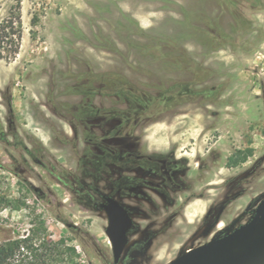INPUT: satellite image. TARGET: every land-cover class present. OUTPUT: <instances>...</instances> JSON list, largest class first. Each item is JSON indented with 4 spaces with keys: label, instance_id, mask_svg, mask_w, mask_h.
<instances>
[{
    "label": "rangeland",
    "instance_id": "1",
    "mask_svg": "<svg viewBox=\"0 0 264 264\" xmlns=\"http://www.w3.org/2000/svg\"><path fill=\"white\" fill-rule=\"evenodd\" d=\"M2 22L0 239L42 219L76 264H115L95 188L134 220L118 264H168L254 215L264 0H0ZM130 151L178 161V185Z\"/></svg>",
    "mask_w": 264,
    "mask_h": 264
},
{
    "label": "water",
    "instance_id": "2",
    "mask_svg": "<svg viewBox=\"0 0 264 264\" xmlns=\"http://www.w3.org/2000/svg\"><path fill=\"white\" fill-rule=\"evenodd\" d=\"M103 197L105 202L101 203L99 208L103 209L108 217L106 233L112 244L114 263L117 264L128 245V231L133 225V220L129 211L116 198L106 194H103ZM263 209L264 199L259 203L255 216L248 223L242 224L223 237L187 250L168 264H192L200 254H209L212 250L228 243L234 244L235 240L246 237L250 232L259 228L263 218ZM213 264H264V235L259 242H253L246 249L240 250L232 260Z\"/></svg>",
    "mask_w": 264,
    "mask_h": 264
},
{
    "label": "trees",
    "instance_id": "3",
    "mask_svg": "<svg viewBox=\"0 0 264 264\" xmlns=\"http://www.w3.org/2000/svg\"><path fill=\"white\" fill-rule=\"evenodd\" d=\"M7 27L4 22L0 23V59ZM32 225L27 234L14 232L0 239V264H76L75 247L69 246L63 238L52 239L44 220L37 219ZM3 229L11 230L0 226V230Z\"/></svg>",
    "mask_w": 264,
    "mask_h": 264
},
{
    "label": "flooded vegetation",
    "instance_id": "4",
    "mask_svg": "<svg viewBox=\"0 0 264 264\" xmlns=\"http://www.w3.org/2000/svg\"><path fill=\"white\" fill-rule=\"evenodd\" d=\"M121 158H123V156H120ZM125 159H127V160H133V161H136V162H148L151 166H153V167H157V169H158V171H159V174H160V176L163 178V180L165 181H167V183L169 184V185H178L176 182H175V180H174V177H173V175H172V172H174V167H173V165H174V163L176 164L178 161H176V160H174L173 162H171V164L169 165V161L167 160V158H169V157H165L164 156V153H161V152H153V153H149V152H142V153H138V152H136V151H130V152H128L127 153V155L124 157ZM170 159H173V158H170ZM39 163V162H38ZM145 186H150V187H152V188H154V189H157L159 186H160V184L158 183V182H156V181H154V180H145ZM95 190L97 191V193L100 195V197L102 198V200L101 201H99V202H97V203H95V205L97 206V208L99 209V210H101L100 208H99V206H100V204L101 203H103V202H105V199H104V197H103V194H106V195H110V194H108V193H106V192H104V191H102V190H100L99 188H95ZM35 191H38L39 193H41L40 192V190H38L37 188H35ZM110 196H112V195H110ZM112 197H114V196H112ZM115 198V197H114ZM264 198H262L260 201H259V203L263 200ZM118 200V199H117ZM119 201V200H118ZM120 202V201H119ZM121 203V202H120ZM122 204V203H121ZM123 205V204H122ZM259 205V204H258ZM257 205V206H258ZM124 206V205H123ZM125 207V206H124ZM126 208V207H125ZM257 208V207H256ZM127 209V208H126ZM128 210V209H127ZM102 211H104L103 209H102ZM129 211V210H128ZM129 213H130V211H129ZM255 213H256V209H255V211H254V215L249 219V221L255 216ZM130 215H131V213H130ZM131 217H132V215H131ZM132 220H133V217H132ZM248 221V222H249ZM247 222V223H248ZM133 224H134V220H133ZM244 224V223H243ZM242 225V224H241ZM240 225V226H241ZM132 227H133V225H132ZM132 227H131V229H132ZM239 227V226H238ZM237 227H235L234 228V230L236 229ZM131 229L128 231V237H129V233H130V231H131ZM232 232V231H231ZM230 233V232H229ZM229 233H227V234H229ZM227 234H224V235H221V236H219L218 238H220V237H223V236H225V235H227ZM129 242H130V239H129ZM129 242H128V244H129ZM112 245V244H111ZM127 247V246H126ZM124 253V252H123ZM123 255V254H122ZM122 257V256H121ZM121 260V259H120ZM114 261V260H113ZM120 262V261H119ZM116 264V263H115ZM118 264V263H117Z\"/></svg>",
    "mask_w": 264,
    "mask_h": 264
},
{
    "label": "bare ground",
    "instance_id": "5",
    "mask_svg": "<svg viewBox=\"0 0 264 264\" xmlns=\"http://www.w3.org/2000/svg\"><path fill=\"white\" fill-rule=\"evenodd\" d=\"M263 235H264V209H263V218L257 230L250 232V234L247 235L246 237H242L235 240L234 244L228 243L226 245L219 246L216 250H212L209 254L198 255L192 264H213L215 262L230 261L236 256V254L240 250L246 249L253 242H259L263 238Z\"/></svg>",
    "mask_w": 264,
    "mask_h": 264
}]
</instances>
